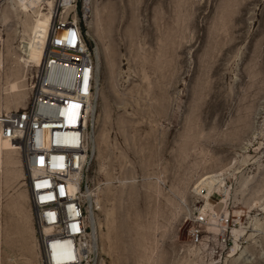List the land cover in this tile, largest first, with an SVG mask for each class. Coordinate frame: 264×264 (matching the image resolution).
<instances>
[{"label": "rangeland", "instance_id": "1", "mask_svg": "<svg viewBox=\"0 0 264 264\" xmlns=\"http://www.w3.org/2000/svg\"><path fill=\"white\" fill-rule=\"evenodd\" d=\"M45 1L0 8L1 112L28 100ZM64 12L85 15L97 67L86 201L98 264H264V0H77ZM5 163L0 264H37L26 169L15 149Z\"/></svg>", "mask_w": 264, "mask_h": 264}, {"label": "built area", "instance_id": "2", "mask_svg": "<svg viewBox=\"0 0 264 264\" xmlns=\"http://www.w3.org/2000/svg\"><path fill=\"white\" fill-rule=\"evenodd\" d=\"M7 1L0 0V8ZM56 2L28 100L0 112V135L13 142L26 169L37 264H98L100 241L86 201L95 155L91 117L97 67L85 15L69 16L65 1ZM70 3L76 6L77 0Z\"/></svg>", "mask_w": 264, "mask_h": 264}, {"label": "bare ground", "instance_id": "3", "mask_svg": "<svg viewBox=\"0 0 264 264\" xmlns=\"http://www.w3.org/2000/svg\"><path fill=\"white\" fill-rule=\"evenodd\" d=\"M13 1H18L21 4H24L25 7H27L29 10L33 11V10L37 9L38 7H44V1L45 0H8L7 3L13 2ZM64 1H65L64 2V11H65V10H68V8L70 6H72V3H70V0H64ZM45 4L47 6V10H48L49 14L46 15V16H44V15L43 16L46 19H48L50 22H49L48 27H47L46 36H45V40H44V45H43V49H42V53H41L39 66L42 63V59H43V56H44V50H45V48L47 46V42H48L47 32H48V28H49V26H50V24H51V22L53 20V11H54V8H55L57 2H56V0H46ZM0 26H1V24H0ZM0 31H1V29H0ZM0 35H1V33H0ZM4 67H5L4 54H3L2 51H0V100L2 98V96H1L2 88L6 84V81H4L5 78H3L4 77L3 76L4 72H5ZM9 111H11V110H9ZM0 112H1V110H0ZM2 112H4V111H2ZM14 149H15V147L13 145V142H11L10 140H8L6 138H3L0 135V172L2 171V168L4 166L5 157L6 156L7 157L10 156V153H12L14 151ZM75 179H76V176H75ZM76 189H77V185H76V180H75L74 184L71 185V191L73 192ZM0 240H1V237H0Z\"/></svg>", "mask_w": 264, "mask_h": 264}, {"label": "crops", "instance_id": "4", "mask_svg": "<svg viewBox=\"0 0 264 264\" xmlns=\"http://www.w3.org/2000/svg\"><path fill=\"white\" fill-rule=\"evenodd\" d=\"M12 241H13V240H12ZM12 241H11V242H12ZM5 245H6L7 248H12V246H14V244H9L8 242H6ZM35 256H36V255H35Z\"/></svg>", "mask_w": 264, "mask_h": 264}]
</instances>
